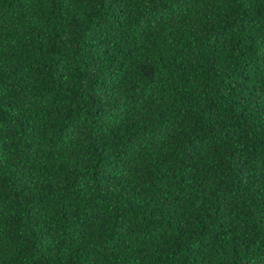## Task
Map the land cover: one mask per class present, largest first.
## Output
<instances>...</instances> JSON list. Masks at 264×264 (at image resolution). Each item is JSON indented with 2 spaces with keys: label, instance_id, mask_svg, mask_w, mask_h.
<instances>
[{
  "label": "trees",
  "instance_id": "16d2710c",
  "mask_svg": "<svg viewBox=\"0 0 264 264\" xmlns=\"http://www.w3.org/2000/svg\"><path fill=\"white\" fill-rule=\"evenodd\" d=\"M0 264H264V0H0Z\"/></svg>",
  "mask_w": 264,
  "mask_h": 264
}]
</instances>
